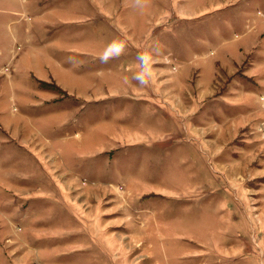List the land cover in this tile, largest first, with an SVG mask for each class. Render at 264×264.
<instances>
[{
	"label": "rangeland",
	"instance_id": "1",
	"mask_svg": "<svg viewBox=\"0 0 264 264\" xmlns=\"http://www.w3.org/2000/svg\"><path fill=\"white\" fill-rule=\"evenodd\" d=\"M0 264H264V0H0Z\"/></svg>",
	"mask_w": 264,
	"mask_h": 264
},
{
	"label": "crops",
	"instance_id": "2",
	"mask_svg": "<svg viewBox=\"0 0 264 264\" xmlns=\"http://www.w3.org/2000/svg\"><path fill=\"white\" fill-rule=\"evenodd\" d=\"M51 36L48 40H46L45 44V50L43 54L47 56L46 63L38 62L37 56L33 54L32 64L33 67H29V71L32 74V76L38 81L39 87L42 88L45 92L47 91H54L52 89L48 90L42 86V82H46L50 80L51 78L57 79L56 81L60 86L59 88L64 87L62 82V72L66 73L65 69V59L69 57L72 54V51L66 50L65 45L60 46V41L56 39L59 38V36L55 39V37ZM37 40V39H35ZM32 43H35V41L32 40ZM32 48H35L34 45H31ZM45 64H48L47 66ZM51 81V80H50ZM69 89V88H68Z\"/></svg>",
	"mask_w": 264,
	"mask_h": 264
}]
</instances>
